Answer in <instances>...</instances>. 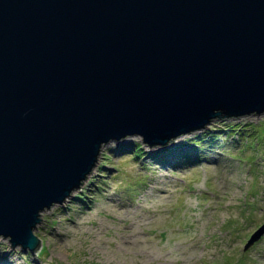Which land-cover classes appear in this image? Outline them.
<instances>
[{"label": "water", "instance_id": "95a60500", "mask_svg": "<svg viewBox=\"0 0 264 264\" xmlns=\"http://www.w3.org/2000/svg\"><path fill=\"white\" fill-rule=\"evenodd\" d=\"M264 114V0H0V237L36 253L102 147ZM175 141V142H173ZM264 236V224L245 250Z\"/></svg>", "mask_w": 264, "mask_h": 264}, {"label": "rangeland", "instance_id": "374dc122", "mask_svg": "<svg viewBox=\"0 0 264 264\" xmlns=\"http://www.w3.org/2000/svg\"><path fill=\"white\" fill-rule=\"evenodd\" d=\"M206 132L216 139L198 145ZM175 141L104 145L73 197L41 213L37 252L0 237V264H264V236L245 250L264 224V114L217 119Z\"/></svg>", "mask_w": 264, "mask_h": 264}, {"label": "trees", "instance_id": "16d2710c", "mask_svg": "<svg viewBox=\"0 0 264 264\" xmlns=\"http://www.w3.org/2000/svg\"><path fill=\"white\" fill-rule=\"evenodd\" d=\"M219 120H225V119L219 118ZM206 135L208 136V135H211V134L206 132L204 135L200 136L198 138V140H196L197 141L196 143H198V145H199L202 142H205V140H207L209 138ZM210 138H212V139H210ZM210 138H209L210 140L208 141L210 143H211L212 140L216 139V137L214 135L210 136ZM177 149L178 150H176V151L178 152L179 155H181V153H183L182 147L179 146V148H177ZM140 151H141V148H140V146H138V149L133 154L138 157V156H140V153H141ZM176 151L174 150V152H176ZM172 153H173V151H172ZM181 158H182V161L186 160L185 162H188V163L193 162V158L191 156H189V153L187 151L184 152L183 157H181ZM158 160L160 161V159H158ZM163 161L169 162L170 161V157L169 156L164 157Z\"/></svg>", "mask_w": 264, "mask_h": 264}, {"label": "bare ground", "instance_id": "6f19581e", "mask_svg": "<svg viewBox=\"0 0 264 264\" xmlns=\"http://www.w3.org/2000/svg\"><path fill=\"white\" fill-rule=\"evenodd\" d=\"M177 143V141L174 143V144H176ZM104 148H105V146L102 148V150H101V152L102 151H104ZM155 152H157L155 149H151V153L152 154H154ZM157 155V154H156ZM171 157H173V155H171ZM156 160V159H155ZM165 164H169V163H165ZM91 175V174H90ZM89 175V176H90ZM74 194V193H73ZM72 197H73V195H72ZM72 197H70V198H72ZM70 198H68L67 200H66V202L70 199Z\"/></svg>", "mask_w": 264, "mask_h": 264}]
</instances>
